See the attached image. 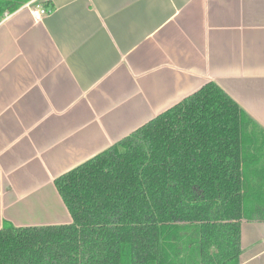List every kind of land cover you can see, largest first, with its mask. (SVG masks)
<instances>
[{"label":"crops","instance_id":"1","mask_svg":"<svg viewBox=\"0 0 264 264\" xmlns=\"http://www.w3.org/2000/svg\"><path fill=\"white\" fill-rule=\"evenodd\" d=\"M208 83L264 130V0H33L10 14L0 229L72 223L55 180ZM241 247L240 264H264V222L243 220Z\"/></svg>","mask_w":264,"mask_h":264},{"label":"trees","instance_id":"2","mask_svg":"<svg viewBox=\"0 0 264 264\" xmlns=\"http://www.w3.org/2000/svg\"><path fill=\"white\" fill-rule=\"evenodd\" d=\"M55 186L72 223L5 224L0 264H240L243 220L264 222V130L208 83Z\"/></svg>","mask_w":264,"mask_h":264},{"label":"built area","instance_id":"3","mask_svg":"<svg viewBox=\"0 0 264 264\" xmlns=\"http://www.w3.org/2000/svg\"><path fill=\"white\" fill-rule=\"evenodd\" d=\"M41 14L46 15L49 14L47 10L44 8L41 9ZM10 17L9 13H6L3 18H0V25H2L8 18Z\"/></svg>","mask_w":264,"mask_h":264}]
</instances>
